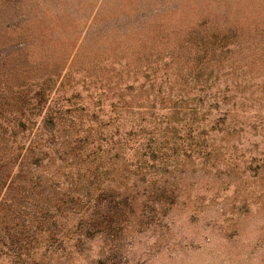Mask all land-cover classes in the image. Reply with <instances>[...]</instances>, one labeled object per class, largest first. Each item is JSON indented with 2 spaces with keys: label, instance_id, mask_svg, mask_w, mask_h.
Returning a JSON list of instances; mask_svg holds the SVG:
<instances>
[{
  "label": "rangeland",
  "instance_id": "1",
  "mask_svg": "<svg viewBox=\"0 0 264 264\" xmlns=\"http://www.w3.org/2000/svg\"><path fill=\"white\" fill-rule=\"evenodd\" d=\"M0 264H264V0H0Z\"/></svg>",
  "mask_w": 264,
  "mask_h": 264
},
{
  "label": "trees",
  "instance_id": "2",
  "mask_svg": "<svg viewBox=\"0 0 264 264\" xmlns=\"http://www.w3.org/2000/svg\"><path fill=\"white\" fill-rule=\"evenodd\" d=\"M1 177V176H0ZM1 187V186H0Z\"/></svg>",
  "mask_w": 264,
  "mask_h": 264
}]
</instances>
